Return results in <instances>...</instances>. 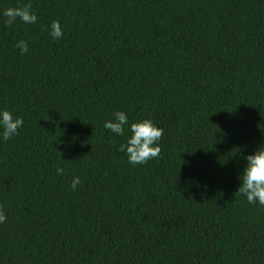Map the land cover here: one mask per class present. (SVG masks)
Masks as SVG:
<instances>
[{
    "label": "trees",
    "instance_id": "16d2710c",
    "mask_svg": "<svg viewBox=\"0 0 264 264\" xmlns=\"http://www.w3.org/2000/svg\"><path fill=\"white\" fill-rule=\"evenodd\" d=\"M0 108L24 121L0 264H264V206L236 192L264 143V0H0ZM117 110L163 129L158 157L129 164Z\"/></svg>",
    "mask_w": 264,
    "mask_h": 264
},
{
    "label": "clouds",
    "instance_id": "9594fccd",
    "mask_svg": "<svg viewBox=\"0 0 264 264\" xmlns=\"http://www.w3.org/2000/svg\"><path fill=\"white\" fill-rule=\"evenodd\" d=\"M31 4L23 7H8L2 12L7 19L5 24H13L17 18L25 24L36 23L37 16L30 11ZM49 35L53 39L62 36V29L59 22L53 21L49 26ZM16 47L21 53L27 52V44L23 40L17 41ZM23 119L14 116L6 108H0V142L7 141L17 134V130L23 126ZM125 125L130 133L125 141L118 146V151L125 153L129 164H144L149 159L156 158L160 153L159 140L163 134V129L157 127L150 119L140 118L130 121L126 112L114 111L112 118L105 120L103 127L117 136L125 135ZM245 164L239 175V186L236 192L242 194L249 204L258 203L264 206V143L258 146L253 152L244 156ZM57 174H62L63 169L57 168ZM81 184L78 176L73 177L71 188L75 190ZM6 217L0 210V224Z\"/></svg>",
    "mask_w": 264,
    "mask_h": 264
}]
</instances>
